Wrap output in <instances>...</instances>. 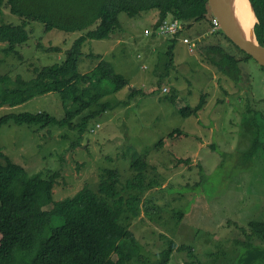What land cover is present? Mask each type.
Returning a JSON list of instances; mask_svg holds the SVG:
<instances>
[{
  "label": "rangeland",
  "instance_id": "374dc122",
  "mask_svg": "<svg viewBox=\"0 0 264 264\" xmlns=\"http://www.w3.org/2000/svg\"><path fill=\"white\" fill-rule=\"evenodd\" d=\"M211 16L210 12L207 19ZM158 20L155 10L136 17L121 13V26L109 38L89 39L84 44L80 73L93 70L99 63L93 57L101 55L130 85L103 99L102 103L112 107L90 119L82 136L67 126L41 129L9 123L0 128V148L30 175L42 172L48 178L60 173L55 201L73 197L85 185L98 191L105 170H117L125 183L133 175L132 159L145 157L163 181L162 187L148 192L156 199L157 211L150 217L142 212L131 223L140 248L121 243L128 258L132 257L128 264L162 263L167 240L186 247L175 250L168 264H264V241L244 245L248 224L264 222V70L249 59L241 63L238 74L229 71L227 75L215 66L219 54L202 51L187 37L192 42L188 46L179 40L174 68L167 72L165 53L172 37L155 33ZM22 22L3 9L0 24ZM194 29L189 35L200 29L209 32L210 26L205 23ZM27 30L30 40L17 48L18 53L0 54V73L13 80H32L35 69L61 63L84 34L46 33L40 22L28 23ZM203 42L205 47L220 44L238 55L222 34ZM134 90L135 96L129 98ZM203 94L208 95L207 103L198 115L180 113L186 107L194 108ZM80 108V104L64 105L59 94L51 93L16 107H0V118L43 112L57 119L70 114L77 123L88 113L74 112ZM176 130L181 133L169 138ZM255 139L262 147L250 158L246 154ZM39 203L45 211L52 208L46 191ZM50 237L51 230L46 228L39 250Z\"/></svg>",
  "mask_w": 264,
  "mask_h": 264
},
{
  "label": "trees",
  "instance_id": "16d2710c",
  "mask_svg": "<svg viewBox=\"0 0 264 264\" xmlns=\"http://www.w3.org/2000/svg\"><path fill=\"white\" fill-rule=\"evenodd\" d=\"M250 2L258 19L254 33L258 43L264 47V0ZM3 9H8L23 22L20 25L0 24V54L18 53L17 48L28 43L30 32L27 24L30 22L42 23L46 33L58 30L84 34L73 43L61 63L35 69L32 80H13L10 75L0 73V107H16L34 97L57 93L64 105H81L74 112L88 110V113L77 123L70 114L62 119L43 112L8 114L0 118V128L9 123L39 126L41 129L52 125L67 126L82 136L90 119L112 107L109 102L102 103L103 99L130 85L101 55L93 57L99 60L93 70L85 74L79 72V60L86 41L109 38L121 26V13L136 17L144 12L157 11L159 20L154 24V30L170 15L188 23V26L184 23L180 33L171 36L165 53L167 72L174 68V49L184 37L197 42L202 51L219 54L221 57L215 66L227 75L229 71L238 74L241 63L254 60L221 30L210 33L200 29L198 33L189 35L195 26L199 28L205 23L212 25L213 16L207 19L211 12L208 0H0V18ZM218 34H222L234 47L237 56L220 44L205 47L207 44L204 45L203 41ZM260 67L264 70V67ZM135 94L136 90L130 92L128 97L132 98ZM207 97V94H203L194 108L186 107L180 113L185 117L198 115L206 106ZM96 106L101 109L92 110ZM176 133L179 135L181 131L172 132L169 138ZM260 147V141L253 140L246 156H256ZM131 169L133 175L125 183L117 170H105L98 191L85 185L73 197L55 201L54 187L60 173H53L48 178L42 172L30 175L22 166L13 163L0 148V264H128L132 257L128 258L121 243L127 241L132 247L140 248L131 223L142 212L150 217L152 212L157 211L156 199L153 200L148 192L162 187L160 182L163 181L159 179L157 169L147 163L145 157H134ZM43 191L47 192L52 203L48 211L43 210L39 203ZM46 228L51 230V237L39 250L38 243ZM248 230L245 246H251L256 239L264 241V222H250ZM102 235H105L103 245ZM175 250L181 252L186 247L167 240L161 252L163 262L160 264H168ZM129 251V256H132L134 252ZM115 257H118L117 260H114Z\"/></svg>",
  "mask_w": 264,
  "mask_h": 264
},
{
  "label": "water",
  "instance_id": "95a60500",
  "mask_svg": "<svg viewBox=\"0 0 264 264\" xmlns=\"http://www.w3.org/2000/svg\"><path fill=\"white\" fill-rule=\"evenodd\" d=\"M248 1L250 2V0ZM234 3L235 0H208L211 14L218 20L220 29L225 36L240 50L251 56L260 66L264 67V47L258 43L256 36L254 39H249L239 32L236 24ZM250 5L257 23L258 19L251 2ZM256 23L253 27V33Z\"/></svg>",
  "mask_w": 264,
  "mask_h": 264
},
{
  "label": "bare ground",
  "instance_id": "6f19581e",
  "mask_svg": "<svg viewBox=\"0 0 264 264\" xmlns=\"http://www.w3.org/2000/svg\"><path fill=\"white\" fill-rule=\"evenodd\" d=\"M234 4L236 24L239 32L244 37L254 39L255 34L253 33V27L256 23V17L253 14L250 2L248 0H235ZM166 20H168V18Z\"/></svg>",
  "mask_w": 264,
  "mask_h": 264
},
{
  "label": "built area",
  "instance_id": "2783aa9c",
  "mask_svg": "<svg viewBox=\"0 0 264 264\" xmlns=\"http://www.w3.org/2000/svg\"><path fill=\"white\" fill-rule=\"evenodd\" d=\"M184 23L182 21L172 19L170 21L165 20L160 23V25L157 26V29L154 30L155 33H158L159 36H175L178 33H180L184 28ZM220 30L219 22L216 18L213 17L212 19V25L210 26V33H216ZM146 34H148L146 32ZM190 41L187 37H184L182 39V42L189 46ZM192 42V41H191ZM164 92H167V89H164Z\"/></svg>",
  "mask_w": 264,
  "mask_h": 264
},
{
  "label": "clouds",
  "instance_id": "9594fccd",
  "mask_svg": "<svg viewBox=\"0 0 264 264\" xmlns=\"http://www.w3.org/2000/svg\"><path fill=\"white\" fill-rule=\"evenodd\" d=\"M221 30V29H220Z\"/></svg>",
  "mask_w": 264,
  "mask_h": 264
}]
</instances>
